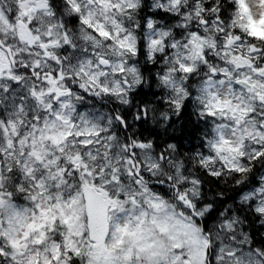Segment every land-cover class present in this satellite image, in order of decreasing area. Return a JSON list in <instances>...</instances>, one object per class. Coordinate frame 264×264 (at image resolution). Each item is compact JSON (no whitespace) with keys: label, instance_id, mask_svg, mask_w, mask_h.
<instances>
[{"label":"snow or ice","instance_id":"snow-or-ice-1","mask_svg":"<svg viewBox=\"0 0 264 264\" xmlns=\"http://www.w3.org/2000/svg\"><path fill=\"white\" fill-rule=\"evenodd\" d=\"M0 264H264V0H0Z\"/></svg>","mask_w":264,"mask_h":264}]
</instances>
